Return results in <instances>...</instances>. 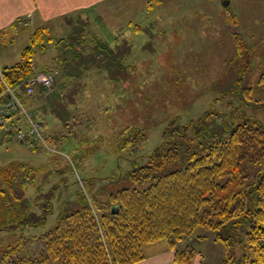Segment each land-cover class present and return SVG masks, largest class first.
Listing matches in <instances>:
<instances>
[{
	"label": "rangeland",
	"instance_id": "obj_1",
	"mask_svg": "<svg viewBox=\"0 0 264 264\" xmlns=\"http://www.w3.org/2000/svg\"><path fill=\"white\" fill-rule=\"evenodd\" d=\"M88 15L67 21L77 33L45 36L34 58L36 72L59 71L52 92L31 101L49 149L0 135V166L20 161L37 170L25 185L29 211L40 216L45 197L52 207L43 225L1 234L7 243L40 236L85 200L147 187L132 172L165 142L197 144L246 119L264 124V0L122 1ZM235 35L248 48V71L237 64ZM14 38L12 48H0L1 68L29 45L27 36ZM122 133L143 139L124 147ZM193 234L208 237L197 248L203 261L222 263L216 233Z\"/></svg>",
	"mask_w": 264,
	"mask_h": 264
},
{
	"label": "trees",
	"instance_id": "obj_2",
	"mask_svg": "<svg viewBox=\"0 0 264 264\" xmlns=\"http://www.w3.org/2000/svg\"><path fill=\"white\" fill-rule=\"evenodd\" d=\"M48 34L45 26L36 29L19 61L1 68L21 98L27 80L38 73L34 58ZM235 49L239 68L248 71L250 56L240 35H235ZM41 91L28 101L49 94ZM33 113L44 128L35 105ZM121 137L124 147L143 139ZM148 157L147 165L131 175L147 187L121 189L105 202L85 200L78 209L64 211L47 232L20 235L10 243L1 234L43 225L52 207L45 197L47 208L40 216L29 211L25 185L33 182L35 168L20 161L0 166V264H136L144 259L145 245L166 239L175 249L197 228L216 233L224 246L220 264H264V124L246 119L197 144L170 140ZM248 164L255 169L247 171ZM112 206L118 207L116 213ZM198 254L186 244L176 250L173 263L192 264Z\"/></svg>",
	"mask_w": 264,
	"mask_h": 264
},
{
	"label": "crops",
	"instance_id": "obj_3",
	"mask_svg": "<svg viewBox=\"0 0 264 264\" xmlns=\"http://www.w3.org/2000/svg\"><path fill=\"white\" fill-rule=\"evenodd\" d=\"M122 1L131 3L135 0H0V48H12L11 45L16 42L14 37L22 36L23 42L26 41V36L30 39L34 31L43 26L49 29L50 36L60 40L71 32H78L68 20L104 10L108 4ZM141 1H145L146 7L147 0ZM112 15L115 19V13ZM98 16L102 19L101 15ZM137 27L139 28L138 25ZM107 30L106 26H102L97 31L99 34H106ZM193 235L180 242L175 249L169 248L167 240L166 243H160V240L145 245L144 259L136 264H174L176 250L184 248L186 244H192L197 249L208 238L204 234ZM197 251L199 254L192 264H207L203 261L201 252Z\"/></svg>",
	"mask_w": 264,
	"mask_h": 264
},
{
	"label": "built area",
	"instance_id": "obj_4",
	"mask_svg": "<svg viewBox=\"0 0 264 264\" xmlns=\"http://www.w3.org/2000/svg\"><path fill=\"white\" fill-rule=\"evenodd\" d=\"M59 71L48 69L38 72L30 77L25 83L24 95H18V88L11 87L2 75L0 67V132L5 138L18 143L34 144L49 149L48 142L43 134L42 123L37 120L33 113V105L28 99L36 94L37 89L41 93L52 92Z\"/></svg>",
	"mask_w": 264,
	"mask_h": 264
},
{
	"label": "water",
	"instance_id": "obj_5",
	"mask_svg": "<svg viewBox=\"0 0 264 264\" xmlns=\"http://www.w3.org/2000/svg\"><path fill=\"white\" fill-rule=\"evenodd\" d=\"M228 2L224 3V6H227ZM118 211V207L117 206H112V213H116Z\"/></svg>",
	"mask_w": 264,
	"mask_h": 264
}]
</instances>
